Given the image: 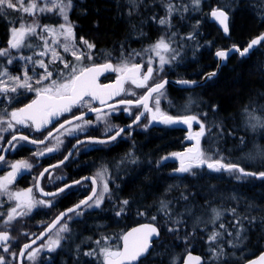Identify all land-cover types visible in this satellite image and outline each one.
Returning a JSON list of instances; mask_svg holds the SVG:
<instances>
[{
	"label": "trees",
	"instance_id": "16d2710c",
	"mask_svg": "<svg viewBox=\"0 0 264 264\" xmlns=\"http://www.w3.org/2000/svg\"><path fill=\"white\" fill-rule=\"evenodd\" d=\"M181 1L187 6V11L174 14L171 27L161 26L152 19L162 18V0H144V6L131 16L128 14L126 0H74L69 19L74 23L77 36L95 44L92 50L94 64L106 61L117 64L125 60L145 64V59L141 57L143 50L155 44L161 37L166 38L175 33L172 47L181 61L176 68L166 69L163 79L199 80L204 74L215 70L217 61L214 55L217 50L228 49L234 45L243 49L253 38L264 32V0H203L204 17L197 21L194 31L198 35L193 39L196 45L194 49L199 48L192 50V54L195 53L191 58L185 52L189 41L184 44L180 32H185L188 22L191 19L193 22V18H199V15H192L188 0ZM216 8L224 9L230 16L228 37H224L218 27L208 21L209 11ZM31 20L40 25L56 24L55 17L48 14L33 16L8 10L6 15H0V49L8 48L10 30L13 27L19 22ZM162 91L164 95L160 97L161 112L168 115L179 114L177 109L185 104L188 95L193 94L195 109L192 114H207L200 115L205 124L201 150L207 156L214 160L222 157L225 163H235L240 168L243 167L245 172L252 167L248 171H254L256 175L243 176L237 171L214 173L206 168L194 169L184 176L176 175L173 173L175 163L161 164V160L171 156V152L183 151L187 145L185 132L174 127H157L147 131L143 129L138 155H134L132 147L126 149L127 155H123L126 163L131 160L135 163L127 166L118 192L112 193L116 201L94 211L93 221L90 222L86 220L88 213L72 215L75 222L68 224V231L65 232L56 253L41 255L36 262L25 261L24 264H101L95 258L84 255L91 248L90 242L93 241V244L100 240L102 243L108 238L113 246H118L121 234L141 222L157 225L161 238L139 264H172L173 255L181 256L188 246L194 253L207 257V246L214 244L208 239L210 232L221 233L218 238L222 246L231 248L232 243L241 242L249 252V256L238 260L241 263L234 261L228 264H242L264 250V178H259V173L264 172V128H253L255 120L249 119V113L258 119H264V42L246 58H240L237 53L232 54L217 76L203 86L180 89L169 85ZM26 96H33V93L23 94L19 99ZM15 99L9 102L0 100V116L7 118L4 109L10 113L15 108ZM0 137H3L0 140V145H3L7 136L0 132ZM246 157L249 162L243 161ZM254 162L259 165L254 166ZM182 195L187 196V200ZM123 200L129 201L127 206L122 204ZM162 200L170 202L167 212L160 210ZM248 204H252L251 208ZM121 208L124 211L117 216L116 212ZM215 209L221 215L219 220L203 221L198 224V228L191 227V216L213 214ZM232 209H235L234 213ZM153 216L156 217L155 220L152 219ZM174 218L179 220V227L175 226L176 231L171 233L168 229L173 226ZM237 219L239 223L236 222ZM221 224L224 225L223 228L220 227ZM118 227H121L120 230ZM229 232L232 235H228ZM31 239L18 240L14 245L17 248L16 253L22 244ZM238 252L241 256L240 250ZM6 261V264H11L9 258Z\"/></svg>",
	"mask_w": 264,
	"mask_h": 264
},
{
	"label": "snow or ice",
	"instance_id": "6c2138e0",
	"mask_svg": "<svg viewBox=\"0 0 264 264\" xmlns=\"http://www.w3.org/2000/svg\"><path fill=\"white\" fill-rule=\"evenodd\" d=\"M165 4L166 8V16L164 18L157 19L156 17H152L159 25L164 26L168 25L171 27L170 17L177 11V8L174 4L171 3V0H162ZM201 0H192V4L195 8H199ZM126 6L128 8V14L135 15L141 6H144V0H126ZM74 7V0H44L43 6L37 5L35 0H32L31 3L25 5L24 0H0V15H6L8 10L13 11H23L29 15H35L36 12L45 13V12H55L57 16H59L63 23H60L58 27H53L51 25H40L33 21L32 24L25 26L24 23L19 25V28L11 29V39L8 42L7 49H0V56L7 57V64H11L13 60H28L29 62L38 65L39 67L44 69V73L42 75H38L35 77L34 83L35 85H40V87H35L33 84V76H29L27 71L24 72L23 77L20 76H12L9 74L7 68H3L0 71V94H3L7 97L9 92L15 93L17 88H23L27 91L35 92L37 99L33 100L31 103L27 104L23 108H19L7 112V109L4 111L10 117V119H6L4 116H0V125L6 124V128H0V132L14 130L13 121L16 125L29 126L27 124L28 121H31V124L35 126L36 131H40L42 127H46L48 124L52 122L53 119H58L64 113L72 112L74 107H86L88 111L95 112L97 121H105L107 116H110L113 112H116L117 105H128V107L123 110L128 112L129 115L131 113V106L142 107V111L134 116V122H139L140 118L145 115V113L151 114V121H156L166 125H174V124H183L187 125L189 130V140H194L195 144L192 147H189L186 152L180 153H172V156L178 158L180 160V167L177 169L179 173H190L193 168H200L206 166L208 169L220 172L221 170L227 172L237 171L240 172L243 176H252L256 175L255 173L245 172L243 168H240L239 165L235 163H225L223 158L213 160L211 156H207L200 148V138L205 135V124L201 121L200 115L203 114H186L183 116L173 117L167 115L166 113L161 112L160 109V97L164 95L163 89L165 85L168 83L166 80H161L159 82H155L152 85L148 84V81L153 79V72L163 71V66L165 64L170 63V60H174L176 58L175 50L171 48V43L169 40H166L164 37H161L155 44L151 45L149 48L143 50L144 53H153L155 57L159 58V68H153V58L149 56L147 59V66L145 67L144 63H132L128 60L123 62L113 64L110 61H106L103 64H91L84 65L82 61L86 58L87 60L93 59L92 50L95 48V44L90 43L88 40L80 37V44L84 46V50L76 44V36L74 32V25L69 19L68 13ZM187 11V6L184 8ZM211 17L219 23L222 27L223 32L227 35L229 32L228 25V14L220 9H212ZM40 28L42 32L48 33L50 37H52V43L56 44L58 47L63 48L64 52L70 53L75 61H65L62 56H59L56 49L52 48V61L59 59L66 69H68V74L64 76V79L58 82L55 79H52V72L48 70V65L45 64L43 60L33 61L31 56H14L11 54V49L19 50L21 47L27 46L32 47L31 44H24L25 35L37 36L36 29ZM143 35V32L140 33ZM175 35V33H172ZM62 37V39H60ZM39 39L44 41V46L46 51H41L39 53H35V55L45 56L47 54V49L49 46V41L47 38L43 36H39ZM192 35H189L187 39H193ZM262 41H264V34L260 35L258 38L253 39L247 47L241 50L239 47L235 45L228 50H217L215 55L220 58V60H226L232 52H238L241 57H244L249 53L250 49L255 45H259ZM165 53H173V55L169 58L166 57ZM135 55H141V53H135ZM105 72H114L117 74V78L114 84H100L98 83V78L101 74ZM63 75V74H62ZM216 73L212 72L209 74V78L215 76ZM4 77L7 80L3 79ZM12 81V86H8L7 82ZM50 81L48 84H44V81ZM126 82H130L136 88H146L147 91L142 95L138 96L135 101L133 100H119L114 104H107V101L114 100L115 97L120 96L121 94L132 96L136 95V93L132 90H127L124 87ZM178 83L188 85L191 83H195L194 81L181 80ZM153 94H156L155 96ZM87 98V99H86ZM93 101H99L101 106L107 105L110 112H104L103 107L95 108L92 107ZM150 101H152L154 106H150ZM249 119L255 120V123L252 124L253 128L262 127L264 128V119H258L254 117L251 113H249ZM76 121H80L81 123H75ZM93 121L85 120L84 114L76 115L73 113L70 119H66L63 123H60L59 126L55 129L56 133H60L61 130H65L66 125H74L73 127L67 128L63 134L72 135L76 131H82L85 126L91 125ZM193 123L199 125V131L195 133L192 132ZM115 126L109 125L105 131L111 132ZM131 127V125H129ZM124 132L123 128H116L114 134L109 137L108 140H96V143H108L110 141L116 140L121 133ZM55 134L50 130L48 132V136L45 139L37 140L32 139L29 140L27 136H20L19 140L28 141L32 144H44L45 141ZM57 140V147L62 141L58 136L55 137ZM3 137H0L2 140ZM17 140V136L13 135L11 140L7 141L9 145L15 147L12 144L13 141ZM55 150L54 147H46L43 150L34 153L37 156H42L45 152L51 153ZM0 151H7V149H0ZM67 158V157H66ZM165 157L164 159H167ZM187 159V163H186ZM0 162H5V157L0 155ZM135 163V161H132ZM12 171L9 172L6 176L0 178V195L8 196L9 200L16 201V204L11 208V211L7 214V220L4 221V225L7 226L11 221L16 218L17 209H25V211H21L19 215L26 216L28 215L34 207L37 205H46L51 206L50 201H45L43 199L37 200L33 195V188H28L21 192H12L9 191L8 185H10L17 177V174L20 173L21 169L30 171L32 165L26 161H18L10 165ZM48 169H44V172H47ZM105 168L103 172H106ZM44 172H41L39 177H34L36 181L34 187L40 192L42 196H55L58 193L55 192H45L39 185V180L44 176ZM103 172H98L96 175L99 177L102 183V191L97 192L96 188L92 189V195L87 198V200H82L79 204H77L74 208H69L68 212H73L77 216L82 215V206H86L87 208H99L104 201L105 194L110 191L107 181L104 178ZM260 177H264V172L259 173ZM239 178V177H238ZM79 183V181H77ZM93 185L97 184V179L92 178ZM70 187V186H69ZM60 192H63L64 189H59ZM182 198L187 200V196H183ZM91 201V203H89ZM129 203L128 200H123L122 204L127 206ZM168 203L166 201H161V211L167 212ZM80 210V211H78ZM124 211V208L119 209L116 212V215L119 216ZM215 211V210H213ZM232 212H235V209H232ZM143 215V213H140ZM67 215V212L61 213L59 217L53 222V224L48 228V231H51L53 227L56 226L57 223L60 222ZM220 218V213L216 212V219ZM153 220L156 219L155 216L152 217ZM254 219V218H253ZM239 223V219L236 221ZM179 223V221H177ZM221 228L224 227L223 224L220 225ZM68 227L65 224L63 227L59 229L56 234V238L50 240V242L45 246L46 250L51 252L55 251L57 247L60 245L61 237L59 233L67 232ZM169 232L176 231L174 228H169ZM158 228L145 224L139 228L133 229L131 232H128L126 235L122 237L123 239V250H112L109 247H99L101 245V241L97 240L95 243L99 247V255L103 257L102 264H133V262L137 261V259L147 252L148 248L151 246V237L159 236ZM221 235L219 232H213L209 237L210 242H215L217 238ZM228 235H232L230 232ZM43 238V234L41 237ZM10 239L8 233L6 231L0 230V242H6ZM104 239V238H102ZM35 243V240L32 241ZM3 249L5 252H8L9 246L7 244H3ZM30 244L24 245V250L30 248ZM24 250L21 251V255L24 254ZM40 251L39 248L35 249L32 253H29V258L34 259L35 255ZM14 256L15 253H12ZM86 256H96L97 251L93 249L89 252H85ZM219 255H223V249L219 250ZM188 260H195L197 264H200L199 257H193L191 255L188 256ZM0 264H6V260L3 256H0ZM251 264H264V254L259 256L258 260H254Z\"/></svg>",
	"mask_w": 264,
	"mask_h": 264
},
{
	"label": "flooded vegetation",
	"instance_id": "af4514ba",
	"mask_svg": "<svg viewBox=\"0 0 264 264\" xmlns=\"http://www.w3.org/2000/svg\"><path fill=\"white\" fill-rule=\"evenodd\" d=\"M103 63H98V64H103ZM113 64L115 65V63ZM116 78L117 75L113 73L111 75L103 77L100 81V84H111L116 80ZM130 84L131 83L126 82L124 84L125 89L128 90V86H130ZM141 89L142 88L135 87L134 92L136 93V95L128 96L121 94L113 101L107 102V104H112L122 99L135 101L138 96L142 95ZM146 91L147 89L144 91V93ZM28 98H30V100H28L27 97H23L22 99H17L13 104L14 107L15 108L17 107V109L22 108L23 106L35 100L36 96L34 97L30 96ZM1 101L4 102V99H1ZM104 106L99 105L98 102L95 101L92 102V107L100 108ZM150 106H154L152 104V101L150 103ZM126 107L128 106L117 107L118 110L116 112H113L110 116H107L105 118V121H97L96 113L85 117L84 118L85 120H91L93 121V123L91 125L85 126L82 131L78 130L72 135L63 134L67 128L74 126V125H66L65 130H61L60 133H55V135L47 139L44 144H32L29 143L28 141L19 140V139L13 141L12 144L15 145V147H12V145H10L9 150L5 155V162H0V178L6 176L9 172L12 171L10 167L11 164L21 160L28 162L29 164L32 165L31 170L28 171L21 169L20 173L17 174L16 179L10 185H8L9 191L21 192L28 188H33V195L35 196V198L37 200L43 199L45 201H50L51 206L49 207L46 205H37L26 216L19 215V213L21 211H25V209H17L16 218L13 221H11L7 226H5L4 221L7 220V214L11 211V208L16 204V201L9 200L8 196L6 195H0L2 198L0 200V208L3 209L0 214V230L6 231L9 234L10 239L9 242L7 243L8 246L11 245V243L13 244V241L16 238L34 239L35 237H37L50 223L53 222V220L60 213H62L68 208L77 205L82 200L86 199L90 195L93 189V183L91 180H84L77 185L64 188L67 187V185L69 184H72L85 177L96 178L97 179L96 190L99 193L100 191H102L101 181L96 174L100 171H103L106 168L107 172L109 173L112 172L111 173L112 176L116 175V177L112 178L108 184L110 193L113 196L112 193L118 192V189L120 187V182L123 180V178H125L124 173L126 172L127 166H129L132 163L130 157L129 160L131 161L129 163H126L125 162L126 157L123 155H127L126 149L127 148L130 149L131 147L134 149V155H138L139 153L138 147L140 142L139 138L143 128L148 130L150 128L153 129L157 127H171L166 124H159V125L153 124L150 121V113H145V116L140 123L136 124L132 128H128L124 130V132L121 133V135L118 136L116 140L103 144L95 143V142H83L78 146H76L74 150H72L73 146L77 142L83 139H89V138L105 139L111 137L114 134L116 128H122L124 126L129 125L134 121L135 114H138L140 111H142V107L131 106L130 110L132 115H129L128 112L123 110ZM110 111L111 109L104 110V112H110ZM86 112H89L86 107L83 108L74 107L72 109V112L64 113L58 119H53L50 124H48L46 127H42L40 131L35 130V126L31 124V121L27 122L29 126L16 125L15 129L11 130L9 133L8 131L3 132L7 136V139L3 145H0V149H4V147L7 144V141H9L13 135L27 136L29 140L45 139V137L48 136V132L50 130L53 132V130L57 128L60 123H63L66 119H70L73 113H75L76 115H80ZM75 123H81V122L76 121ZM109 125H113L115 127L113 128V131L106 133L105 129ZM56 136H58L59 139L62 141V143H60L58 147H57V140L55 138ZM186 136L187 133L185 132V137ZM46 147H54L55 150L51 153L45 152V154L42 156H37L34 154L40 150L45 149ZM2 152L3 151H0V155H2ZM46 168L48 169V171L44 172V169ZM41 172H44V176L39 180V185L45 192H56L61 188H64V191L59 192L58 195L55 196H42L40 192L34 187L36 183L34 177H39ZM114 201L116 200L115 199L110 200V198H105L101 206L93 210H88L86 206H83L82 207L83 213H85L86 215L87 213L89 214L86 220H88L89 222L91 220L93 221L92 213L94 211H97L101 207H105V204L108 206L111 202ZM89 203H91V201H89ZM74 214L75 213L72 212L71 214L65 216L59 222V224L55 226L36 246H39L42 242H44L47 239L55 238L57 232L59 231L60 227L63 224H67L68 227L69 223H74L75 220L72 218V215ZM21 246L18 249L17 256ZM36 246L29 249L26 252L25 256L33 248H36ZM59 248L60 245L58 249ZM119 249H120V245H119ZM3 250H4L3 246H0V252L1 251L3 252ZM10 251H13L11 246H10ZM56 251H54V254L56 253ZM43 254L48 256L51 254V252L45 249ZM41 255L42 253L41 254L39 253L38 255L35 256L34 259H31L30 262L32 263L36 262ZM201 255L204 256L205 260L207 259L206 255L204 254ZM3 257L5 258V260L9 258L7 255H5V253H3ZM253 257L255 256H252L250 258ZM25 261H23V264L25 263Z\"/></svg>",
	"mask_w": 264,
	"mask_h": 264
},
{
	"label": "rangeland",
	"instance_id": "374dc122",
	"mask_svg": "<svg viewBox=\"0 0 264 264\" xmlns=\"http://www.w3.org/2000/svg\"><path fill=\"white\" fill-rule=\"evenodd\" d=\"M189 1V9H191V11H192V15L193 16H198L199 15V18L197 17V18H193V22H191L192 21V19H191V21L190 22H188V28L186 29V31L185 32H183V31H181L180 30V28H178V31H181L180 32V35H181V38H182V41H183V43L185 44L187 41H189L188 42V45L185 47L186 48V50H185V52L187 53V55L189 56V57H194V53L192 54V50L194 49V46H196L194 43H193V39H195L196 37H197V35H198V33L196 32L195 33V31H194V29H195V26L197 25V21L199 20V19H201V18H203L204 16H203V14L205 13L204 12V9H203V4H202V2H203V0H201V3H200V6H199V8L197 9V8H195V6L192 4V0H188ZM24 2H25V5H27V4H29V3H31L32 2V0H24ZM35 2L37 3V5H38V7L39 6H43V3H44V0H35ZM171 3L172 4H174L175 6H176V8H177V11L174 13V14H179V13H181V12H183V10H184V8H185V3L183 2V1H181V0H171ZM160 8H161V15H163L162 16V18H164L165 16H166V8H165V4H164V2H161L160 3ZM72 11V10H71ZM70 11V12H71ZM21 12L23 13V14H25V15H29V14H27V13H24L22 10H21ZM70 12L68 13V15L70 14ZM208 13V12H207ZM36 14H38V15H51V16H54L55 17V19H56V24H50L51 26H53V27H58V25L60 24V23H63V20L59 17V16H57L56 14H55V12H45V13H40V12H36ZM173 14V15H174ZM172 15V16H173ZM172 16L170 17V20L172 19ZM71 21V20H70ZM201 22V21H200ZM199 22V23H200ZM21 23H24L25 24V26L27 27L28 25H30V24H32L33 23V21L31 20V21H23V22H19V24L16 26V27H13V28H19V25L21 24ZM72 24L74 25V23L72 22ZM44 25H46V24H44ZM36 32H37V36H32V35H28V34H26L25 35V38H24V44L25 45H27V44H31L32 45V47H27V46H24V47H21L19 50H16V49H11V54L12 55H14V56H20V55H23V56H31L32 57V60L33 61H38V60H43L44 62H45V64H47L48 65V70L49 71H51L52 72V79H55V80H57L58 82H60V81H62L63 79H64V76H66L67 74H68V69H66L65 67H64V64L59 60V59H57V60H55L54 62H51L50 63V61H52V53H51V49L52 48H55L56 49V51H57V53H58V55L59 56H62L63 58H64V60L65 61H72L73 63H75V61H74V59H73V57H72V55L70 54V53H66V52H64V50H63V48H61V47H58L56 44H53L52 43V37H50L49 36V34L48 33H44V32H42L41 31V29L40 28H37L36 29ZM74 32H75V28H74ZM184 33V34H183ZM189 35H192L194 38L193 39H187V37L189 36ZM39 36H43V37H45V38H47L48 39V41H49V46H48V49H47V54L45 55V56H39V55H35V53H39V52H41V51H46V49H45V46H44V41L42 40V39H39L38 37ZM75 36H76V44H77V46L78 47H80L82 50H84V46L83 45H81L80 44V37L79 36H77L76 35V33H75ZM180 38V39H181ZM11 39V30H10V35H9V40ZM60 39H62V37H60ZM85 39V38H84ZM166 40H169L170 41V43H171V48L173 49V47H172V45H173V42H174V35H170L169 37H166L165 38ZM196 43V42H195ZM199 48V47H198ZM197 47H195V49H194V51H196V49H198ZM166 57H171L172 55H173V53H165L164 54ZM149 56H152V58H153V68L154 69H157V68H159V58L158 57H155V55L153 54V53H143L142 54V58H144L145 59V64H146V62H147V59H148V57ZM6 61H7V57H4V56H0V62H1V65H0V71H2L3 70V68H7V70H8V72H9V74L10 75H12V76H20L21 78L23 77V74H24V72L25 71H27V73H28V75L29 76H33V84H34V86L35 87H40V85H35V83H34V80H35V77L36 76H38V75H42L43 73H44V69L43 68H41V67H39L38 65H35L34 63H32V62H29L28 60H20V59H15V60H13V62L11 63V64H7L6 63ZM181 60H180V58H178L177 57V54H176V58L174 59V60H170V63H168V64H165L164 66H163V71H159V72H156V71H154L153 72V79H151V80H149L148 81V84L149 85H152V84H154L155 82H159V81H161L164 77H163V72L166 70V69H174V68H176V65L180 62ZM82 63L84 64V65H91V64H94L95 62H94V59H92V60H87L86 58L82 61ZM147 66V64L145 65V67ZM63 74V75H62ZM115 75H117L116 73H115ZM3 79H5V80H7V78L6 77H4ZM12 81H8L7 82V84H8V86L10 87V86H12ZM48 83H50V81H48V80H46V81H44V84H48ZM130 83V82H129ZM129 85V84H128ZM134 88H135V86L134 85H132V84H130V86H128V90H132V91H134ZM146 90V88H142L141 89V93L143 94L144 93V91ZM29 94V93H33V97L34 96H36V94H35V92H31V91H27V90H25V89H23V88H17V91L15 92V93H12V92H9L8 94H7V97H5L3 94H0V100L1 99H4V100H6V101H9V100H12V99H15V98H17V99H19V98H21V96L23 95V94ZM193 94H190V96L188 95V97H187V100H186V104H183L181 107H179L178 109H177V111L179 112V114H177V115H171V116H173V117H177V116H183V115H186V114H192V112H194V109H195V97L194 96H192ZM16 100V99H15ZM153 104V103H152ZM17 109V107L16 108H14V109H12L11 111H13V110H16ZM10 111V112H11ZM6 118V117H5ZM6 119H10V117L9 116H7V118ZM13 125H14V129H15V126H16V124H15V122L13 121ZM7 127V125L6 124H4V125H0V128H6ZM144 129V128H143ZM11 130H8V133L10 132ZM196 131H199V125L198 124H196V123H193V126H192V132L193 133H195ZM188 136H189V134H187V138L185 139V141H186V143H187V145H186V147L183 149V151L182 152H186L187 151V149L189 148V147H192L194 144H195V141L194 140H189L188 139ZM203 137L204 136H202L201 138H200V148H201V140L203 139ZM259 155H261V154H259ZM172 156V155H171ZM174 157V156H173ZM213 159V158H212ZM214 160V159H213ZM162 161V160H161ZM162 163V162H161ZM186 163H187V159H186ZM180 167V160L177 158V161L175 162V167H174V169H173V173L175 172V171H177V169ZM201 168H206L207 170H209V171H211V172H214V173H217V172H215V171H212V170H210V169H208L206 166H203V167H200V168H193V169H191V171L192 170H194V169H201ZM223 170H221L220 172H222ZM100 172H103V171H100ZM111 173L112 172H103V175H104V178H105V180L107 181V183L109 184V181L112 179V178H115L116 177V175H114V176H112L111 175ZM219 173V172H218ZM186 174H188V173H182L180 176H184V175H186ZM264 178V177H263ZM101 188H102V183H101ZM105 198H110V200H112V199H115L112 195H111V193H110V191L108 192V193H106L105 194V197H104V199ZM2 198H1V196H0V200H1ZM93 209H95V207H93V208H88V210H93ZM2 208H0V214H1V212H2ZM216 212H219L218 211V209H215V211H212V213L213 214H211V213H209V214H206L205 216L204 215H202V216H191L192 217V226L191 227H198V224L200 225L203 221H217V220H219V219H216ZM221 216V215H220ZM174 221H172V223H173V226H171V228H174V229H176V228H178L179 226L177 225V221H179L177 218H174L173 219ZM65 224H63L61 227H63ZM67 225V224H66ZM175 226H176V228H175ZM60 227V228H61ZM169 232V231H168ZM172 233V232H171ZM169 234V233H168ZM211 232L209 233V236H208V239H209V237L211 236ZM59 235L61 236V237H63L64 236V232H61V233H59ZM16 238V237H15ZM56 238V237H55ZM55 238H50V239H47V240H45L44 242H42L39 246H36V248H33L29 253H32L35 249H37V248H39L40 249V251L36 254V255H38L39 253L41 254L42 253V255H44L43 254V252L45 251V249H46V245L50 242V240H52V239H55ZM28 239V238H27ZM18 240H23V239H20V238H16V239H14V241H13V244L15 245L17 242H18ZM62 240L63 239H61V241H60V244H61V242H62ZM210 241V240H209ZM92 242L93 241H91L90 243H91V245H89V246H91V248L89 249V251H91V250H93V249H96V251H97V255L96 256H89V257H93V258H95L96 259V261H98V262H100L101 264H102V261H103V257L102 256H100L99 255V247H109V248H111L112 250H119V245L118 246H113L112 245V243H111V241H110V239H108V238H105V240L101 243V245L98 247V245L94 242L93 244H92ZM210 243H214L212 246H207V249H206V252H207V259H206V264H228L229 262H234V261H238L239 259H241V257H247V256H249V252L245 249V247H244V245L241 243V242H239V244L238 243H232V246H231V248H227V247H225V246H222L220 243H219V238H217V240L215 241V242H210ZM12 243H11V245H9V250H8V252H5L4 250H3V252L1 251L0 252V255L1 256H3V253H5V255H7L8 257H9V261H11V264H15V260H16V258H17V253H16V246H14ZM10 246L12 247V249H13V251H10ZM225 247V248H224ZM184 248H186V247H184ZM213 248V249H212ZM58 249V247L55 249V251ZM220 249H223V255H219V250ZM213 250V251H212ZM218 250V253L216 252ZM238 250H240V254H241V256L239 255V252H238ZM88 251V250H87ZM88 251V252H89ZM189 251H191L190 250V246H188V249L187 250H184V253L181 255V256H179L178 254H175V255H173L174 257L172 258V260H171V262H172V264H181V262H182V259H183V256L187 253V252H189ZM186 252V253H185ZM12 253H15V255L13 256L12 255ZM29 253L25 256V259H24V261L25 260H27V261H30L31 259L29 258ZM215 253H217V255L215 254ZM52 254H54V251H51V254L50 255H52ZM35 255V256H36ZM230 256V257H229ZM237 258V259H236ZM239 258V259H238ZM7 262V261H6ZM32 264V263H31Z\"/></svg>",
	"mask_w": 264,
	"mask_h": 264
},
{
	"label": "water",
	"instance_id": "95a60500",
	"mask_svg": "<svg viewBox=\"0 0 264 264\" xmlns=\"http://www.w3.org/2000/svg\"><path fill=\"white\" fill-rule=\"evenodd\" d=\"M221 9V8H220ZM222 10H224V9H222ZM211 11L212 10H210L209 11V13H208V21L210 22V23H212V24H214V25H216L217 27H218V29L221 31V33L223 34V36L224 37H228L229 36V34H230V29H229V32H228V34L226 35L224 32H223V29H222V27L219 25V23L217 22V21H215L212 17H211ZM225 11V10H224ZM226 12V11H225ZM227 13V12H226ZM228 14V13H227ZM228 16H229V14H228ZM229 23H230V16H229V19H228V25H229ZM262 34H264V32L262 33ZM262 34H260V35H262ZM259 35V36H260ZM259 36H257V37H255V38H253V39H256V38H258ZM252 39V40H253ZM251 40V41H252ZM250 41V42H251ZM249 42V43H250ZM264 41H262L261 43H263ZM248 43V44H249ZM260 43V44H261ZM259 44V45H260ZM259 45H255V46H253V48L252 49H250V51H249V53L248 54H246L244 57H241L240 56V54L238 53V52H232L230 55H229V57L226 59V60H220V58H218L216 55H214V57H215V59H216V61H217V65H216V68H215V70L214 71H212V72H215L216 73V75L215 76H213V77H211V78H209V74L210 73H212V72H209V73H206V74H204L202 77H201V79H199V80H188V79H171V78H165V79H163V80H166V81H168V83L165 85V87L166 86H168V85H171V86H174V87H176V88H180V89H195V88H197V87H200V86H203L207 81H209V80H211V79H213L214 77H216L217 76V74L219 73V70H220V68L222 67V66H224L227 62H228V59L231 57V55L232 54H238V56L240 57V58H246V57H248ZM233 46H231L230 48H232ZM236 47H239V46H236ZM247 47V46H246ZM230 48H228V49H230ZM240 48V47H239ZM245 48V47H244ZM243 48V49H244ZM228 49H221V50H228ZM243 49H241V50H243ZM216 53V52H215ZM114 72H105V73H103V74H101L100 76H99V78H98V83H100V81H101V79L103 78V77H105V76H108V75H111V74H113ZM181 80H187V81H194L195 83H191V84H188V85H184V84H181V83H178V81H181ZM116 81V80H115ZM115 81L113 82V83H111V84H114L115 83ZM153 95H155V94H153ZM118 97V96H117ZM117 97H115L114 99H116ZM36 99H37V97H36ZM111 101H113V100H109V101H107V102H111ZM95 102H98L99 103V101H95ZM149 103H151V101L149 102ZM112 104H114V103H112ZM99 105H100V103H99ZM26 106V105H25ZM25 106H23V107H25ZM121 106H128V105H117V107H121ZM22 107V108H23ZM101 108V107H100ZM109 108L107 107V106H104L103 107V110H108ZM95 112H86V113H84V118L85 117H87V116H89V115H92V114H94ZM145 116V115H144ZM144 116H142L141 118H140V120H139V122H132V123H130L129 125H131V127H129V125H127V126H124V127H122L124 130H126V129H128V128H132L133 126H135L136 124H138V123H140L142 120H143V118H144ZM150 121H151V114H150ZM153 124H155V125H159V124H162V123H159V122H156V121H151ZM169 126H171V127H174V128H177V129H180V130H183V131H185V132H187V133H189V130H188V128H187V125H183V124H174V125H169ZM56 129V128H55ZM55 129L53 130V133L55 134L56 132H55ZM20 136H23V135H17V139H19V137ZM109 138H105V139H98V138H89V139H83V140H81V141H79V142H77L74 146H73V148H72V150H74V148L76 147V146H78L79 144H81V143H83V142H94V141H96V140H108ZM11 140V139H10ZM111 142V141H110ZM13 143V142H12ZM96 143V142H95ZM9 147H10V145L7 143L6 144V146L4 147V149H7V151H3L2 152V155L5 157V155L7 154V152H8V150H9ZM71 150V151H72ZM177 160V158L176 157H168L167 159H164L163 161H162V163L163 164H165V163H168V162H175ZM176 173L177 174H182V173H179L178 171H176ZM84 180H91L92 181V178L91 177H85V178H82V179H80V180H78L79 181V183L80 182H82V181H84ZM79 183H77V181L76 182H74V183H72V184H69V185H67V187H64V188H68L69 186L71 187V186H74V185H77V184H79ZM96 188L97 189V184L96 185H93V188ZM63 188V189H64ZM60 191L58 190V191H56L55 193H59ZM92 195V192L90 193V195L89 196H91ZM88 196V197H89ZM87 197V198H88ZM87 198L86 199H84V200H87ZM79 204V203H78ZM76 206V205H75ZM75 206H73V207H71V208H74ZM83 207V206H82ZM69 209V208H68ZM68 209H66L65 211H63L62 213H64V212H67V215H69V214H71L72 212H68ZM61 214V213H60ZM60 214L57 216V217H59L60 216ZM66 215V216H67ZM56 217V218H57ZM65 217V216H64ZM56 218L53 220V222L56 220ZM61 221V220H60ZM53 222L52 223H50L37 237H35L34 239H32L31 241H29V242H27V243H25V244H30L31 245V247L30 248H28L27 250H24V245L25 244H23L22 246H21V248H20V250H19V253H18V256H17V264H23V261H24V256H25V254H26V252L29 250V249H31L32 247H34V246H36L38 243H40L42 240H43V238L50 232V231H48V228L53 224ZM59 223H57L56 224V226L58 225ZM145 224H150V225H153V226H155V227H157L158 228V231H159V236H152L151 237V246L148 248V250H147V252L146 253H144L142 256H140L138 259H137V261H135V262H133V264H139L140 263V261H142L143 259H145L148 255H149V253H150V251L153 249V247H154V243L155 242H157L159 239H160V237H161V231H160V229H159V227L157 226V225H155V224H153V223H147V222H145V223H139V224H136V225H133L132 227H130V228H128L123 234H122V236H121V238H120V250L122 251L123 250V244H124V242H123V239H122V237L124 236V235H126L128 232H131L133 229H135V228H139V227H141L142 225H145ZM54 228V227H53ZM52 228V229H53ZM51 229V230H52ZM42 234H43V238H39V237H41L42 236ZM9 235V234H8ZM10 237V236H9ZM33 240H35V243L33 244L32 243V241ZM9 242V240L8 241H6V242H0V246H2L3 244H7ZM22 250H24V254L23 255H21L20 253H21V251ZM262 254H264V250L259 254V255H257V256H255V257H253V258H251V259H249V260H247L244 264H251V262L252 261H254V260H258L259 259V256L260 255H262ZM189 255H191V256H193V257H199L200 258V264H204V262H205V260H204V258H203V256L202 255H199V254H196V253H193V252H188L187 254H185V256H184V258H183V260H182V262H181V264H197V262L195 261V260H192V261H189L188 260V256Z\"/></svg>",
	"mask_w": 264,
	"mask_h": 264
},
{
	"label": "bare ground",
	"instance_id": "6f19581e",
	"mask_svg": "<svg viewBox=\"0 0 264 264\" xmlns=\"http://www.w3.org/2000/svg\"><path fill=\"white\" fill-rule=\"evenodd\" d=\"M256 1H257V0H256ZM211 4H212V3H211ZM261 4H262V3H261ZM255 5H257V3H255ZM258 7H259V6H258ZM255 11H256V10H255ZM261 11H262V10H261ZM203 31H204V30H203ZM214 31H215V30H214ZM219 31H220V30H219ZM215 32H216V31H215ZM202 33H203V32H202ZM208 33H209V32H208ZM210 34H211V33H210ZM215 34H216V33H215ZM208 35H209V34H208ZM211 36H212V35H211ZM213 36H214V33H213ZM208 37H209V36H208ZM211 38H212V37H211ZM213 54H214V53H213ZM24 94H25V93H24ZM26 97H27L28 100H30V98H28L29 96H26ZM32 100H33V99H32ZM182 100H183V99H182ZM26 101H27V100H26ZM185 104H186V102H185ZM200 111H201V110H200ZM199 114H200V113H199ZM150 129H151V128H150ZM146 131H147V130H146ZM10 137H11V136H10ZM131 137H132V136H131ZM139 139H140V138H139ZM132 143H133V142H132ZM137 144H138V143H137ZM135 145H136V144H135ZM166 146H167V145H166ZM180 146H181V145H180ZM155 149H156V148H155ZM159 149H161V148H159ZM166 149H167V148H166ZM169 149H170V148H169ZM171 149H172V148H171ZM164 150H165V148H164ZM158 151H159V150H158ZM167 151H168V150H167ZM173 151H176V150L173 149ZM177 151H178V150H177ZM162 152H163V150H162ZM151 153H152V152H151ZM159 153H161V152L159 151ZM159 153H158V154H159ZM164 153H165V152H164ZM171 153H173V152H171ZM158 154H157V155H158ZM162 154H163V153H162ZM166 154H168V153H166ZM147 157H148V156H147ZM237 157H238V156H237ZM242 157H243V156H242ZM249 157H250V156H248V158H249ZM148 158H149V157H148ZM242 159H243V158H242ZM240 160H241V159H240ZM244 160H247V157L244 158L243 161H244ZM237 161H238V160H237ZM247 161H248V160H247ZM257 161H258V159H257ZM248 162H249V161H248ZM255 162H256V161H255ZM255 162H254V166H256L255 164L259 165L258 162H257V163H255ZM259 162L261 163L262 161L260 160ZM241 163H242V162H241ZM262 163H263V162H262ZM262 163H261V164H262ZM251 164H252V163H251ZM240 165H241V164H240ZM243 165H244V164H243ZM245 166H246V165H245ZM252 166H253V165H252ZM249 167H250V166H249ZM242 168H243V167H242ZM244 168H245V167H244ZM256 168H257V167H256ZM249 169H252V167H251V168H247V172H249V171H248ZM253 169H254V167H253ZM259 169H260V166H259ZM256 170H257V169H256ZM263 171H264V169H263ZM250 172H251V171H250ZM253 172H254V171H252V173H253ZM256 172H258V171H256ZM153 178H154V177H153ZM243 178H244V177H243ZM259 178H261V177H259ZM241 179H242V178H241ZM244 179H246V178H244ZM236 180H237V179H236ZM238 180H239V178H238ZM238 180H237V181H238ZM242 180H243V179H242ZM234 181H235V180H234ZM244 182H246V181H244ZM247 182H248V181H247ZM237 183H238V182H237ZM237 183H236V184H237ZM249 183H250V182H249ZM240 184H241V182H240ZM240 184H239V185H240ZM242 184L244 185V183H242ZM242 184H241V185H242ZM251 185H252V184H251ZM245 186H246V185H245ZM245 189H246V188H245ZM240 190H241V189H240ZM243 190H244V189H243ZM244 191H245V190H244ZM251 191H252V190H251ZM172 192H173V191H172ZM174 192H175V191H174ZM247 192H248V191H247ZM243 193H244V192H243ZM243 193H241V194H243ZM252 193H253V192H252ZM252 193H251V194H252ZM166 194H167V193H166ZM168 194H169V193H168ZM247 194L250 195V193H247ZM209 195H211V194H209ZM217 195H218V194H217ZM212 196H213V195H212ZM239 196H241V195H239ZM243 196H244V195H243ZM245 196H247V195H246V192H245ZM253 196H254V195H253ZM214 197H215V195H214ZM229 198H230V197H229ZM236 198H237V197H236ZM245 198H246V197H245ZM247 198H248V197H247ZM250 198H251V197H250ZM250 198H249V199H250ZM252 198H253V197H252ZM208 199H209V198H208ZM225 199H227V198H225ZM237 199H238V198H237ZM204 200H205V199H204ZM210 200H212V199H210ZM223 200H224V199H223ZM231 200H232V199H231ZM239 200H240V199H239ZM220 201H221V200H220ZM237 201H238V200H237ZM251 201H252V200H251ZM239 202H240V201H239ZM239 202H238V203H239ZM242 202H243V201H242ZM249 202H250V201H249ZM252 202H254V201H252ZM226 203H227V202H226ZM243 203H244V202H243ZM247 203H248V202H247ZM221 204H222V203H221ZM235 204H236V203H235ZM240 204H241V203H240ZM248 205H249V204H248ZM250 205H252V204H250ZM250 205H249V206H250ZM241 207H242V206H241ZM243 207H244V206H243ZM247 207H248V206H247ZM224 208H225V207H224ZM244 208H245V207H244ZM248 208H249V207H248ZM250 208H251V206H250ZM199 209H200V208H199ZM246 209H247V208H246ZM246 209H245V211H246ZM240 210H241V209H240ZM247 211H248V210H247ZM240 212H241V211H240ZM242 212H244V211H242ZM242 212H241V213H242ZM190 213H191V212H190ZM187 217H188V216H187ZM187 217H186V218H187ZM192 217H193V216H192ZM256 217H257V216H255V218H256ZM259 217H261V216H259ZM188 218H190V217H188ZM256 220H257V218H256ZM259 220H261V219H259ZM257 221H258V220H257ZM257 223H258V222H257ZM191 224H192V223H191ZM257 225H258V224H257ZM118 228H119V227H118ZM118 228H117V229H118ZM120 228H121V227H120ZM120 228H119L118 230H120ZM194 228H196V227H194ZM197 228H198V227H197ZM199 228H200V227H199ZM204 229H205V228H204ZM193 230H194V229H193ZM115 231H117V230H115ZM123 231H124V230H123ZM116 233H119V232L117 231ZM196 234H198V233L196 232ZM113 235H114V234H113ZM202 235H203V234H202ZM205 235H206V234H205ZM210 245H211V244H210ZM178 246H179V245H178ZM174 247H175V246H174ZM180 248H181V247H180ZM180 248H179V249H180ZM212 249H213V248H212ZM175 250H176V249H175ZM177 250H178V249H177ZM179 251H180V250H179ZM212 251H213V250H212ZM260 251H261V250H260ZM176 252H178V251H176ZM216 252L218 253V250H217ZM181 253H182V252H181ZM183 253H184V252H183ZM185 253H186V252H185ZM206 253H207V252H206ZM217 253H215V254L217 255ZM180 255H181V254H180ZM229 257H230V256H229ZM206 258H207V257H206ZM236 259H237V258H236ZM238 259H239V258H238ZM248 260H249V259H248ZM14 262H15V261H14ZM238 262H239V261H238ZM243 262H244V261H243ZM239 263H241V261H240ZM16 264H17V261H16Z\"/></svg>",
	"mask_w": 264,
	"mask_h": 264
}]
</instances>
